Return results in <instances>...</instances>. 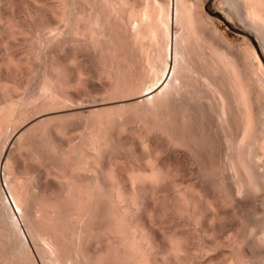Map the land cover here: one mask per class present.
<instances>
[{
    "label": "rangeland",
    "instance_id": "obj_1",
    "mask_svg": "<svg viewBox=\"0 0 264 264\" xmlns=\"http://www.w3.org/2000/svg\"><path fill=\"white\" fill-rule=\"evenodd\" d=\"M49 1L50 0H48V2ZM163 1L167 3V1L169 2L170 0H162L161 2L164 3ZM214 1L215 0H207L204 4L205 11L203 12V15H204V18H209V19H206V20L204 19L207 22L204 23L203 21V24L202 25L200 24L201 31L203 34V37L200 40L196 38L197 40L194 41L195 39L192 38L189 41L188 40L189 37L186 40L185 38L182 37L185 34L183 33L185 30L188 31L187 29H189V34H190V32L194 31L195 29L193 27L192 30L190 31L189 24L187 27L186 26L184 27V25L182 24H184L186 20L181 21L182 19L181 20L179 19V23H177L178 25L173 24L172 26L173 30H176L177 36H178L177 47L181 53L180 57L176 61L174 79L172 80L173 82L171 81L170 83L171 88L169 87L168 90L164 92L165 94L163 93L159 97H157L155 99L156 101L152 100L151 102L149 101L148 103L145 100L143 101L142 99H135L131 97L137 96V94H139L141 90L147 91V88H149V86H152L154 83L159 82L160 81L159 77L161 78V75H162L161 70L163 69L165 63L166 62L169 63L170 61L169 52L165 54L162 48L164 44L163 39L162 40L160 39L162 34H159V33L157 34L159 37L158 40L153 36L155 38L156 43L154 42V38H151L152 37L151 34L150 35L145 34L146 36L143 35L144 36L142 38L143 45L142 43L139 44L141 41L136 43L137 41H135L134 38L132 40V37H134V35L132 36L131 35L132 31L131 30L129 31L130 25L129 26L127 25L128 27H126V23L128 22H125L127 20L125 19V17H123V15L121 17V14H120V15H117V18H115L116 20L114 18L108 19V23L106 22V24L105 22L103 24V22L101 21L103 27L100 26V28L98 27V29H96V27H93V31H91L95 34L94 35L95 38L93 37L94 39L93 41L89 34L90 31L89 32L87 31L89 35L87 34V32H85L86 30H90V28H86L84 26H89V25H84V24L82 25L83 21L80 22L81 20H86L85 18L86 16H85L83 17V19L79 18V23L77 21L74 22V20L77 17L75 19H72L73 21L72 24L75 23L73 25L75 26L74 27L75 29L73 28L72 25H71L72 30H70L69 28L71 26L69 27L64 26V28L67 29V31L63 33L65 36L64 35L62 36V34L60 33L61 35L59 36L60 38L57 37L58 39H55V40L52 39V43L50 42L49 45H46L48 44L46 43L47 35H49L52 32L49 29H47V27L50 26V24L53 27H56L58 25V20H56L54 16H52L46 10H37L34 4L30 2V0H26V1L24 0H7V1L0 0V22H1V19L3 21L4 20L6 21V23H4L3 25H2L3 21L0 24L1 26L0 31L2 32V33L0 32V37L5 35V37H2L1 39L3 40L7 39L8 37L7 34H9V32L11 34L13 30L11 34L12 36L11 37L9 36L10 39L6 40L5 43H4L5 40L3 41L0 39L1 40L0 42L3 41V43L0 44V66L2 65H3L2 67L6 66L4 64L5 63L4 59L5 60L7 59V54L8 56L10 55V57L12 58L13 57L17 58L19 56L20 57L19 60L25 59L24 61H20L21 63L18 64V66L20 65L19 68H17L18 66L16 67L14 66L15 69H13L14 67L10 65L11 66L10 67L11 70H10L9 67H6L8 68L6 69V71L10 70V72L9 71L5 72L4 68H2L4 70L0 69L1 70L0 73L4 72L3 74L2 73L0 74V85L4 89L3 90L2 88H0V106L5 107L6 105L4 104L14 105L15 103H10L13 99H14L13 101L15 100L19 101L18 105L15 104L16 106L15 105L13 106L15 107L14 109L17 108L16 111L14 110L16 113L12 111L13 113L12 114L10 113L11 115L8 116V119H9L7 120L8 123L6 121L2 126L3 128H1L2 132L4 133H1L3 135L0 134V159H1L0 166H1L3 158L5 159L7 157L8 167H9L8 170L6 171L7 172L6 175L8 174L7 178L10 179V181L12 180L15 181L16 179L20 181L22 183L24 192L26 191L25 193L27 195L24 193L26 195L25 196L26 200H25L24 208H23V210L24 209L25 210L22 212V216H20L22 217L20 218L21 226L20 224H18V227L20 226L21 229H24L26 236L27 237L29 236L28 237L29 240L31 238L33 239V240H30V244L28 246L29 252L28 251L25 252L23 248L24 246H22V244L20 243L21 239L17 233L18 229H16L15 224H13L12 211H9L6 209L7 202H6V199H4L5 196H4V190H3L4 189L3 187H5V183L3 181L4 178L2 177V168H0V264L2 263L3 264H22V263L24 264H27V263L28 264H47L48 263V262L46 263L47 260L45 259H46V256L48 257L51 252L49 254H46V256H44L45 253L43 252L44 251L43 249H45L47 245L43 246L44 247L43 248L42 247L43 243L41 242L43 240L36 239L34 236V233L38 232L37 230H39V226L37 224L38 223L37 209L39 208L38 205L41 204L40 202H43V201L50 202L49 199H51L52 201L56 199L55 201H58V204L60 203V207H61L59 208L61 212V218H59L58 221H56L57 219L53 221L57 223L55 224L56 226L55 230L54 231L52 230V233H54L53 234L54 242L56 241L58 244V247L61 248V251H60L61 254L64 256V255L71 253L70 255L73 258H75V262L77 261L78 264H86V263L92 264L93 262L95 264V260L97 259V256H99V254H101L103 250L102 249L103 246L102 248L100 246L104 245L103 244L104 238L106 237V234H107V232H105V229L107 231L106 225L108 223L106 221L107 219H105L104 217H105V213L108 207V204H107L108 198H106L108 197V193H107L108 190L106 189H108L109 181L106 177V170L109 169L108 168L109 165L110 166L114 165L113 163L117 164L119 160H120L119 161L120 165L121 163H123L124 165L125 164H127L128 166L130 165V167L132 168L134 166L135 167L137 166L136 168L139 167L140 170L142 168V171L146 170L147 168L146 160H147L148 153L150 152V148H151L149 144L152 146V144L154 143V142L152 143V141L157 140L156 141L157 149L155 148V155L157 152V157L159 159V161L158 159L157 161L159 163L164 162L166 163L165 165H167V163L169 165H177L178 168H179V165H181L182 168H183L182 165H184V168H187V169L191 168L187 170L188 171L187 174H189V171H192L191 173L193 177L192 176L189 177L192 180H194L195 178L194 173L196 174V176H199V179L203 177L204 179L206 178L208 180L209 178L217 177L216 174L215 176L214 174L211 175V172L215 171L214 173H216L223 168V166H221L223 164V159H222L223 157L222 153L224 150L223 147H225V140H223L224 138L223 132L225 131L224 133H227L228 128H226L227 130H225L224 129L225 127L223 126V130H224L223 131L222 128L219 126L220 123L221 124L223 123L220 122L218 124L217 121H215L216 115L213 116L214 115L213 112L215 114H217V112L213 110L214 108L212 106H214V104L213 105L211 104L212 103L211 100H213L212 99L213 96L214 98L216 97L218 99L217 94L215 95V91L214 90L212 91V88L211 90H209V88L212 86L208 88L209 85H204L206 83H203L202 80L204 79L202 77L201 78L202 80H201L199 78V75L208 76V78L212 80L210 82L215 81L219 83L220 85L215 83V85L219 87L222 84V82H220L221 79L219 78V76L223 78L221 73L224 72V70L221 71L220 69L218 70V68L222 66L224 69L225 66H223L224 64L223 63L219 65L218 68L216 69L217 65L221 63V62L220 63L217 62L218 61L217 58L220 60L222 55L226 56L228 53L229 59L234 60L235 64H236V61L240 63L242 58H247V59H244V60L242 59V60L246 61V64L250 65V63L251 64L255 63V61L252 60L254 59V57L253 58L251 57V55L253 56L252 53L255 49L260 55L264 63V50L260 42L258 41L257 36L254 33L244 29V27L241 24L242 22L238 19V17H236L234 14L230 12L225 14V12H223L221 9L215 6ZM233 1L237 4L238 8H241V7L243 8V1L241 0H233ZM51 2L53 1L51 0ZM54 2L56 3L57 1L54 0ZM54 2L52 4H54ZM55 5H57V3ZM194 14L195 13L193 12L190 15L194 16ZM5 18L9 19L10 21H7ZM99 18H101V16H99ZM122 18L125 20H123ZM195 18H196V15L194 19L192 20H195V22L194 21L193 22L196 24L198 21ZM87 19H88L87 21H89L88 17ZM187 19H189V17H187ZM101 20L103 19L101 18ZM198 20L201 21L200 19ZM218 20L223 21V23L226 24L227 27L223 26L222 24H219ZM87 21L85 22V24H87ZM239 21L241 23H239ZM8 22H10V24L12 25V28L5 26L7 25ZM193 22L191 21L190 25L196 26L195 24L193 25ZM198 25H199V22L197 24V28H198ZM77 26H78V30H77ZM5 27L7 28L5 29ZM14 27L16 28V30ZM183 27L187 29H184ZM61 28H63V26H61L59 29L61 30ZM73 29L75 30V32ZM159 29H157L156 31L157 32L161 31ZM198 29L200 30V28ZM40 30L41 31L44 30L45 32L41 40H39L38 38L39 36L38 32L40 33ZM129 32L131 36L129 35ZM195 32L196 31H194V33ZM22 34L23 35L26 34V35L23 36ZM37 34L38 36H36ZM195 34H197V37L201 35V33H199V36H198V33H195ZM14 35H15V38L13 37ZM71 35L75 39H73ZM190 37H192V35ZM194 37L196 36L194 35ZM144 38L145 40L143 41ZM243 38L245 39L249 38V41L251 40L250 42H252L253 47L250 48L249 45L246 44L247 42H244L245 40H243ZM69 39L71 40L73 39L76 41H73V40L70 41ZM182 39L184 40V42L182 41ZM150 40L151 42H149ZM70 42L71 43L76 42L75 46L78 45V42L80 43H79V46H77V48L73 47L72 49L70 46ZM74 43L72 45H74ZM139 45H142V48L145 49L146 51H144L143 49L141 50L140 49L141 47H139ZM214 45L218 48L219 47L222 48L223 49L222 51L226 52V54L221 53V55H219L220 54L219 50L218 48L214 49ZM41 48H43V52L46 50L47 53L46 55L44 54L45 56L43 55ZM70 49L76 52L74 54L77 56V61L79 65L81 64V67H82V68L80 67L83 72L82 80L81 82H79L80 84L78 83L77 85H74V86L70 85L73 82L74 77H75V74L72 71H69L66 75H62V76L53 75L51 76L52 78L50 77V79H52L50 82L48 78L46 79L45 76H43L44 75L43 63L46 62V59L44 58L48 56V61H49L53 57V56H50L51 54L54 55L55 57L56 56L63 57L65 55L67 56V54L71 51ZM213 49L216 51L218 50L217 54L219 56L217 54L213 55L214 54ZM250 49H253V51H251ZM29 50L31 52H29ZM29 54L33 56L30 57ZM74 54L73 56H75ZM41 55L44 56L43 59L41 58L42 57ZM228 57H225V59L227 58L226 60L227 62H229ZM249 58L251 59L250 63L247 62L250 60ZM231 60H230V63H233ZM26 61L29 63V65L32 63V61L33 63L30 66H28V63ZM226 61L224 60V62ZM243 63L244 62H242V64ZM16 64L17 63H15V65ZM242 64H240L241 66L238 65L239 69L241 70L243 68ZM104 67L107 69H105ZM109 68L111 70H108ZM103 69H105L106 72H104L105 70ZM101 70H103V73H107V74L111 72L110 75H112V77H110V75L101 73L100 72ZM258 71H259V74L257 76L259 79H260L259 76L262 75L261 80L258 79V81L260 83V86L263 88L262 91H264V82H262L264 73L261 72L260 70ZM227 72L228 70L222 74L226 73V76L228 74L229 75L231 74L230 71L228 73ZM105 75L111 78L110 81L108 80L109 77L107 78ZM165 76L166 74H164L163 79L165 78ZM228 77L229 76H227V78ZM43 78L46 81L43 82ZM112 78L115 81H117L116 82L117 84L115 83V81H112V84H110ZM208 78L206 79L208 80ZM224 78L226 79L225 76ZM219 79L220 81H217ZM45 82L46 84H48V82L50 83V85L48 84L45 86L46 88L43 87V85H45ZM62 83L63 85H61ZM52 84L54 85L53 88L50 87ZM65 84H66V87H68L67 85H69V87L68 88L62 87V86H65ZM114 84H116V88L114 87L115 89L111 87L112 85L115 86ZM136 85L139 86L138 87L139 89H136L135 91L132 90L134 91L133 95H132V91L131 93H130V90H128L129 92L127 91V88L128 89L136 88ZM47 86L48 88H50L49 91H48ZM221 88L224 89L225 87H223L222 85ZM53 89H56L58 92L56 93L57 96H55L54 99L53 97L55 95L54 93L56 90L53 91ZM50 90L54 92V93L52 92L54 95L51 94ZM225 90L227 89L225 88ZM229 90L227 92L225 91L226 96L230 94ZM210 91L214 93L213 96L211 95ZM232 97L229 96L227 98L231 99ZM56 99H57V102H55ZM217 99L215 100L217 101ZM231 100H228L229 101L228 104L234 105L232 104ZM235 102L236 101L234 100L233 103ZM261 102H262L261 105L264 108V95H262ZM216 104L217 105L215 106V109L218 106V101ZM235 105L237 104L235 103ZM235 105L228 109L235 110L236 107H238ZM8 107H9V110H12V106H8ZM105 114L107 115V117ZM233 116L235 117V119L232 116L229 117L230 122L232 123L231 125H233V127L230 126L229 121H228L229 126L227 125L228 127H231V128H235V126H237L236 124L239 123V121L236 118V116H238V113L236 115L233 114ZM10 117H12V119H10ZM97 118L98 119L100 118V121ZM86 120H87V123H86ZM236 120L238 123L236 122ZM97 130L99 132L98 134H96ZM92 132L93 134L97 135V137L100 139L99 141L96 140L98 142V144L96 145L97 146L96 149L99 148V145H101L99 148L100 151L99 152L97 151L98 152L97 156L99 157L98 159H94V160H98L95 162L96 167L98 166L99 168L97 169L98 175H99L97 185L98 186L100 185L101 187L100 188L96 186V188H100L101 190L102 189L103 190L100 191L97 189L100 192L99 194L101 196V199H100V196H98V191H96L97 195L94 192V197L91 194V196L93 197V201L91 199L89 202L90 205L88 204L89 205L88 206L89 209H87V211L89 210L88 211L89 213L87 212L88 219L85 217L86 218L85 221L86 220L87 221L85 222V225L83 224L81 225L82 227L80 226L82 228L81 229L79 226H77L79 228L72 227L70 223L69 224L67 223L68 221L65 222L63 214H64V211L66 210V204H64L66 203V199L63 197V194H62L63 186L59 185L57 179L59 178V176L63 175L68 169V167L73 165L74 162L75 164H77L80 161L83 162L82 160L88 161V159L92 158V157H87V155L81 156V154L83 153L87 154V152H81V151L79 152V149L81 150V148L79 147L83 145L82 144L83 141L81 140L82 136L84 134H86L84 136H90L92 135ZM139 132L141 134H139ZM134 133L138 134L137 136L139 137V139L138 137H135L136 139L132 137ZM81 134L83 135L81 136ZM95 135L93 136L97 139ZM93 136H91L90 138L94 140V138H92ZM14 139H16L15 143L13 142ZM139 140L140 141L142 140L141 144L144 142L145 147L144 145L140 144ZM96 141L94 140V142ZM179 142L182 145H180ZM146 144L148 146H146ZM97 156H95L94 158H97ZM125 167L127 166L125 165ZM224 169L225 168H223L222 170ZM190 175H187V176H190ZM179 177L182 178V175ZM179 177L177 178L179 179ZM189 178L187 177L188 180H191ZM224 178H226L225 181L227 180L225 184L228 185V188H232L235 185V178L230 173L225 174ZM180 180L181 179H179V181ZM81 181H83V184H91V186H93L94 184L93 181L86 176L82 177ZM88 181L90 182L88 183ZM2 184H3V187H2ZM88 187L90 186L88 185ZM93 187H91L90 189H92ZM261 191H260V194H261ZM101 192L103 193V196L101 195ZM241 192L243 193V191ZM246 192H250V191L248 190ZM254 192L255 191H251L250 193H254ZM166 193H169V191H167ZM260 194H258V191H257V193L255 192L254 195H251V194L250 195L251 196L256 195L257 197L261 198ZM250 195H247V197H245L246 196L245 195L244 198L242 197L243 198L242 201H244L245 198H249L248 196ZM241 196L243 195L241 194ZM96 197L98 198V200L99 199L100 200L98 201ZM252 198L253 197H251V199ZM246 201L248 202V200ZM247 202L244 201L243 203H245V208H246L244 212L247 210L248 212H245L243 215H244V219L246 220L249 219L248 221L246 220L245 221L250 222L252 219L250 215L252 211L251 209H253L252 208L253 204L251 203L252 205L251 204L246 205ZM260 202L258 203L260 204ZM91 207L93 208V210L90 209ZM248 208L250 209V211ZM168 210L172 212L168 213ZM176 212L177 211L170 208V209H167V213H166V215H169V216H166V215L163 216V214H161L162 215L161 219L163 218V220L161 221L162 224L160 225L163 226V229L165 228L166 231L168 229L171 230L176 227H177L176 230L178 232L180 230H184L185 227H183L182 229V224H183L182 222L183 220L181 219L182 216L179 217L180 214ZM53 222H52V225H53L52 229L54 227ZM74 228L76 231H74ZM76 228L78 229V231ZM33 230L34 231L36 230V231L33 232ZM172 231H175V230L173 229ZM195 233H197V231H193L194 236H195ZM193 234L191 232L190 235L193 236ZM196 237L194 238L192 237L194 239V242H195V239L196 241L201 240V239H198V237L200 238V236L196 235ZM249 237L250 236H248V239ZM248 239L246 240L247 242H245L246 246L245 244H242V246L244 245L245 247L247 248L249 247L251 249L248 250L247 248L243 247L242 250H248L250 252L251 257H252V254L254 253L253 256L255 259L256 255L258 254L257 250L259 249V246L262 247L261 245L262 243L261 244L259 243L260 242L259 239H257L256 242H254L255 238L253 240H251L252 237L251 239L249 240ZM203 240L204 239H202L201 241L204 243ZM202 242H199V243H202ZM254 243H256V246H258L257 247L258 249L256 248ZM257 243L259 244L257 245ZM40 244H41V247H40ZM57 244L55 245L56 248H57ZM63 249H64V252H63ZM253 249H254V252L253 251L251 252L250 250H253ZM255 250H256V253H255ZM20 251L24 255V257L23 255H21ZM41 252H43L44 255ZM60 252L58 253V251H56V253L51 254V256L52 255L59 256ZM25 253H29L30 255L31 254L32 255L29 257V254L26 255ZM74 254H77V255H74ZM41 255L42 257H44L43 261H41L42 260ZM251 257L250 259H253ZM253 260H251V264H257V260L256 259L255 261ZM258 262H259V259H258ZM258 264H260V262Z\"/></svg>",
    "mask_w": 264,
    "mask_h": 264
},
{
    "label": "bare ground",
    "instance_id": "obj_2",
    "mask_svg": "<svg viewBox=\"0 0 264 264\" xmlns=\"http://www.w3.org/2000/svg\"><path fill=\"white\" fill-rule=\"evenodd\" d=\"M24 1H26V0H24ZM52 1L54 2V0H52ZM56 1H57L56 2L57 5H55L56 4L55 2H54V4H52L53 2H51V0L49 2H48V0H30V2L32 4H34V6L36 7L37 10H46L52 16H54L56 20H58L59 27H58V25L56 27H53V26H51V24H50V26L47 27V29H49L52 32L49 35H47L46 43H48V44H46V45H49L50 42L52 43V39L53 40L58 39L57 37L61 36L60 33L63 36L64 35L63 33L65 31H67V29L64 28V26L69 27V26H71V25L73 26L75 24V23L72 24V22H73L72 19H75L77 17L74 20V22L77 21L79 23V18L83 19V17H85V16H86L85 17L86 20H81L80 22L83 21L82 25L83 24L89 25V26H84L86 28H90V30H86L85 32L90 31L89 34H90V37L93 41H94L93 37L95 35L93 32H91V31H93V27H96V29H98V27L100 28V26H102V22H103V24H104V22L106 24V22L108 23V19H110V18L115 19V18H117V15H120V14H121V17L123 15V17H125V19L127 20L125 22L129 23V24L126 23V27H128L130 25L129 31L130 30L132 31L133 34L131 33V35L132 36L134 35V37H132V40L134 38V40L137 41L136 43L141 41L139 44L142 43V45H143L142 38L144 36H146L145 34H147V35L151 34V36H152L151 38L155 37L157 40L159 38L157 34L158 33L162 34L161 38H160L161 40L163 39V41H164L162 48H163L165 54H167L169 52L170 61H169V63L166 62L164 67L162 66L163 67V69L161 70L162 75H161V78L159 77V80H160L159 82H156L152 86H149V88H147V91H142L141 90L143 88L142 87L140 89L141 91L139 90L140 93L137 94V96L131 97V98H135V99H142L143 101L145 100L148 103H149V101L151 102L152 100H155L157 97H159L165 91H167L168 88L170 87L171 81L174 79L176 61L180 57L181 53L177 47L178 36H177L176 30H173V27H172L173 24L176 25L177 23H179V19L180 20L182 19L181 21L186 20L185 23L183 22L184 24H182V25H184V27L185 26L187 27L189 24L190 31L194 27L195 28L194 31H196L195 33H198V36H199V33H201L202 36L200 35L201 37L200 36L197 37V34H195L194 31H191L189 34V29L183 27L184 29H187L188 31H186V30L184 31V29H183V31H184L183 33H185V34L182 37L185 38V40L189 37V39H188L189 41L192 38L195 39L194 41H196L197 40L196 38H198L200 40L203 37L202 31H201V25L203 24V21L205 23V22H207L205 20L209 19V18H204V15H203V12L205 11L204 4L207 0H170L169 2L167 1V3H165L163 1L165 4L161 2L162 0L161 1L160 0H56ZM241 1H243V8L242 7L238 8L237 4L233 0H215L214 4L217 8H219L223 12H225V14L230 12V13L234 14L236 17H238V19L242 22L241 23L239 21V23L242 24L244 29L254 33L257 36L258 41L260 42V44L264 50V0H241ZM193 12L195 13L194 16L190 15ZM195 15H196L195 19L199 22L198 28H200V30L197 28L198 22L195 24L194 23L195 20H192V19H194ZM99 16H101V18L103 20H101V18H99ZM183 16L186 18H184ZM205 16H206V14H205ZM87 17L89 18V21H87L88 20ZM187 17H189V19H187ZM197 17L202 22L199 21L197 19ZM125 19H123V20H125ZM6 20L10 21L9 19H6ZM190 20L192 22L194 21L193 25L195 24L196 26L190 25V23H191ZM2 21L3 20L1 19V22ZM86 21H87V24H85ZM1 22H0V24H1ZM113 22H114V20H113ZM218 22H219V24H222L223 26L227 27V25L224 24L223 21L218 20ZM4 23H6L5 20L3 21L2 25ZM5 26L12 28V25L10 24V22H8L7 25H5ZM61 26H63L64 29L61 28V30H60L59 28ZM72 26L69 27L70 30H72ZM74 27L75 26H73V28ZM6 28L7 27H5V29ZM9 28H8V30H9ZM157 29H159L161 31L158 30L159 32H157L156 31ZM15 30H16V28H15ZM77 30H78V26H77ZM42 31L40 30V33L38 32L39 36H38V34L36 35V36H38L39 40H41L42 36H44L45 32H44V30H42ZM61 31H63V32H61ZM12 32H13V30H12ZM12 32H11V34H12ZM74 32H75V30H74ZM88 32H87V34H88ZM192 33H194V34H192ZM11 34H10V32H9V34H7L8 37H7V39H4L5 41L3 39H1L2 37H5V35L4 36L1 35L2 37H0V39L3 40L5 43L6 40L10 39V37L12 36ZM24 35H26V34H24ZM129 35H130V32H129ZM129 35H127V36H129ZM191 35H192V37H190ZM194 35L196 37H194ZM13 37L15 38V35ZM71 37H72V35H71ZM145 38L143 39V41L145 40ZM155 38H154V42H155ZM245 38H246V36H245ZM245 38H243V40H245L244 42H247L246 44H248L250 48L253 47L252 42H250L251 40L249 41V38H247V39H245ZM73 39H75V38H73ZM69 40L72 41L71 39H69ZM3 41L0 42V44L3 43ZM73 41H76V40H73ZM135 41H133V42H135ZM182 41L184 42L183 39H182ZM191 41H193V40H191ZM149 42H151V40ZM183 42H181V43H183ZM73 43L70 42V46L72 49H73V47L77 48V46H79L80 42H78V45H76V46H75L76 42L74 43V45H72ZM142 45H139V47H141L140 48L141 50L143 49ZM84 46H85V44H84ZM47 47H49V46H47ZM215 47L216 46L214 45V49L218 48V47H216V48ZM37 48H38V46H37ZM41 49H42L43 55L44 54L46 55L47 52H46L45 48H44V50H45L44 52H43V48H41ZM214 49H213L214 54L212 53L213 55L217 54L218 50L220 53L219 55H221V53L226 54V52H223L222 51L223 49L220 47L218 48L217 51ZM143 50L146 51L145 49H143ZM186 50H187V48H186ZM250 50L253 51V49H250ZM215 51H216V53H215ZM29 52H31V51L29 50ZM72 53L74 54L76 52L71 50L67 54V56L65 55L63 57H57V56L55 57L54 55L51 54L50 56H53V57L49 61H48V56H46L47 58L46 57L44 58V59H46V62L43 63L44 75L43 74L42 75L45 76L46 79L48 78L51 82V80H52V79H50L51 76H53V75L62 76V75H66L69 71H72L75 74V77H74L73 82L70 85L71 86L77 85L82 80L83 72L81 69L82 68L81 64L79 65V63L77 61V56L75 54L74 55L76 57L73 56ZM186 53H188V52H186ZM250 53H252V52H250ZM252 54H253V56L251 55V57L252 58L254 57V59H252V60L255 61V63H254L255 66H254V64L250 63L251 57L249 58L250 60L247 61L248 63H250V65L246 64V61H243L244 59H247V58H242L243 60L241 59L240 63L238 61H236V59H235V61H236V64H235L234 60L229 59L228 53L226 56L222 55L221 58L219 57L220 60L217 58V60H218L217 62L218 63L221 62V63L217 65L216 69L218 68L219 65L224 63L223 66H225V68L223 69V67L221 66L222 68L220 67V68H218V70L219 69L221 71L224 70V72H226L228 70V72L230 71V73H231L230 75L229 74L227 75L230 77V78L228 77L229 79L227 78L226 73L225 74H222L224 72L221 73L223 78H221V76H219L221 81H220V79L217 80V81L222 82L221 86H219L220 88L217 85H215V83L218 85H220V84L215 82V81L210 82L212 80H210V78H208V76L199 75L200 79L203 77L204 80H202V79L201 80L203 81V83H206L204 85H209L208 88L210 86H212L209 88V90H211V88H212V91L213 90L215 91V95L217 94L218 99L216 97L214 98V96H213L214 93H212L210 91L211 95L213 96V98L211 97L213 99V100H211L212 103L211 102L210 103L212 105L214 104V106H212L214 108L213 110L217 112V114H215L213 112V114H214L213 116L216 115L215 116L216 119L214 117L215 121H217L218 124L220 122L223 123V124L220 123L221 125L219 124V126L222 128V130H223V126L225 127L224 128L225 130H227L226 128H228L227 133H224L225 131L223 130L224 131L223 132V134H224L223 140H225V147H223L224 148L223 153L221 152L223 154L222 155L223 157L220 156L223 159V164L221 166H223V168H225V169L222 170L223 169L222 168L219 171L217 170L218 172H216V173H214L215 171L211 172V175L214 174V176H215V174H216V176L218 178L217 177H213V178L207 177V178H209L207 180L206 178L204 179L203 177L200 176L201 178L199 179V176H196V174L193 172L195 175L194 176L195 178H194V180H192L191 178H189L192 176V173H191L192 171H189V174H187L188 173L187 170H189L191 168H188V169L184 168V165H182L183 166V168H182L181 165H179V164H178L179 165V168H178L177 165H169L168 163H167V165H165L166 163H164V162L159 163L158 162L159 159L157 157V152L155 155V148L157 147L156 138H155L156 141L151 140L152 143L154 142L152 144V146L149 144V146L151 148L149 147L150 152L148 153L147 160H146V163H147L146 164L147 165L146 170L142 171V168L140 170L139 167H138L139 169L136 168L137 166L136 167L134 166L132 168V167H130V165L128 166L127 164H125L127 166V167H125V165L123 163H121V165H120V163H119L120 160L119 161L117 160L119 164L113 163L114 165H111V166L109 165L110 167L108 166V168H109V169H107L108 171L105 169L106 170V177L109 181L108 189H106V190H108V192H107L108 197L105 196L106 198H108L107 199L108 200L107 201L108 207H107V211L105 213V217L103 216L105 219H107L106 221L108 223L106 225L107 231L105 229V232H107V234H106V237L104 238V243H103L104 245L100 246L101 248L103 246V248H102L103 250H102L101 254H99V256H97L96 260L94 259L95 264H101V263L104 264L106 262H107L106 264H249V263L251 264V260L254 259V256H253L254 253L252 254V257H251L250 252L248 251L251 248L245 247L246 246L245 242H247L246 240L248 239V236H250L249 239H251V237H252L251 240H253L255 238L254 242H256V240L259 239L260 240L259 243L260 244L262 243L261 245L263 248L259 246V249L261 248L260 250L257 248L258 246H256V243H254L256 248L259 250V251L257 250L258 254L256 255L257 258L255 257V259L257 260V264L259 262H260V264H264V217H263V215H264V128H263L264 127V108L261 105L262 104L261 98H262V95H264V91H262L263 88L260 86V83L258 81L259 78L257 76L259 74L258 70H260L261 72L264 73V63H263L260 55L258 54V52L255 49H254ZM24 55H26V54H24ZM31 56H33V55H30V57ZM44 56H42L41 58L43 59ZM218 56H216V57H218ZM8 57H10V55L8 56V54H7V59L6 60L4 59V62H5L4 64L6 66L5 67H2L3 65L0 66L1 67L0 69L1 70L5 69V72H7V71L10 72L11 66L16 67V66H18V64L21 63L20 61L25 60V59L19 60L20 59L19 56L17 58H15V57L8 58ZM225 57H228L229 62L226 61L227 58L225 59ZM232 59H234V58H232ZM224 60L226 62H224ZM230 60L233 63H230ZM242 62H244L243 63L244 65L242 64ZM9 63H11V64H9ZM15 63H17V64L15 65ZM32 63H33V61H32ZM183 64H184V62H183ZM240 64H242V66H243L242 70L239 69V66H241ZM30 65L28 63V66H30ZM19 66L17 68H19ZM6 67H9L10 70L6 71V69H8ZM15 67L13 69H15ZM2 68H4V69H2ZM105 69H107V68H105ZM105 69H103V70H105ZM225 69H226V71H225ZM103 70H101L100 72L103 73ZM108 70H111V69L109 68ZM257 71H258V73H257ZM104 72H106V70ZM103 74H107V73H103ZM110 74H111V72L107 75H110ZM164 74H166V76L163 79ZM107 75H105V76L107 77ZM224 76L226 77L227 80L224 78ZM261 76L262 75L259 76L260 77L259 80H261ZM110 77H112V75H110ZM110 77L108 78L109 81L111 79ZM205 77L208 78V80ZM216 79H218V78H216ZM262 79H263L262 82H264V74H263ZM44 81H46V80H44V78H43V82ZM112 81H115V80L112 78L110 84H112ZM116 82L117 81H115V83ZM48 84L50 85L49 82H48ZM48 84H46V82H45V85H43V87L46 88L45 86ZM116 84H114L115 86L112 85L111 87L116 88ZM212 84H214V85H212ZM226 84L230 88L227 87ZM61 85H63V83ZM222 85L227 90H225V88L222 89L221 88ZM67 86L69 87V85H67ZM50 87L53 88L54 85L52 84ZM62 87H66V84H65V86H62ZM68 87H66V88H68ZM138 87L139 86L136 85V88H129V89L127 88V91L130 90V93H131L132 90L135 91L136 89H139ZM0 88H2L1 85H0ZM47 88H48V86H47ZM66 88H65V90H66ZM49 89L50 88H48V91H49ZM54 90H56V89H53V91ZM222 90H224V91H222ZM228 90L230 91L229 92L230 94L228 96H226L225 94ZM45 91H47V90H45ZM53 91L50 90L52 95L55 94L54 97L52 96L54 99L55 96H57L56 93H58V92H57V90L55 91V93ZM134 91H132V95H133ZM66 92H67V90H66ZM137 92H138V90H137ZM48 94H49V92H48ZM51 94H50V96H51ZM46 96H47V94H46ZM229 96L230 97L233 96L231 98L232 100L230 98L229 99L227 98ZM233 98L236 101L235 103L237 105H235V103H233L234 102ZM215 99H217V101H218V106L216 107V109H215V106L217 105L216 104L217 101ZM13 100L10 103H15L16 105L19 104V101H16V100L13 101ZM228 100H231L232 104H234L235 106H238V107H236V109L238 108L239 110L238 109L236 110L235 107H234V109L236 111L232 110V109H228V108H231L232 106H234V105L228 104V102H229ZM55 102H57V99ZM4 105H6V106L5 107L0 106V134L4 133V132H2L1 128H3L2 127L3 124L7 120H9L8 116L13 113L12 111L17 110V108L14 109L15 107H13L14 105H12V104H10V105L4 104ZM8 106H12V110H9ZM70 106H72V105H70ZM261 106H262V108H261ZM10 109H11V107H10ZM233 111L238 113V116H236V118L239 121V123H238L236 120V122L238 124H236V122H235V124L237 125V126H235V128H231V127H233V125H231L232 123L230 122V118H229L230 116L234 117L233 114H235V115L237 114ZM106 117H107V115H106ZM10 119H12V117H10ZM234 119H235V117H234ZM98 120L100 121V118ZM218 120H219V122H218ZM228 121H229L231 127H228L229 126ZM7 123H8V121H7ZM86 123H87V120H86ZM98 133L99 132L97 130L96 134H98ZM134 134H136V135H134ZM134 134L132 135V137H134V139H136L135 137H138L137 136L138 134L137 133H134ZM139 134H141V133L139 132ZM1 135H3V134H1ZM82 135L83 134H81V136ZM84 135H86V134H84ZM87 135H88V133H87ZM93 135H95V134H93V132H92V135H90V136H84V137L82 136L83 139L81 138V140L83 141V143H82L83 145L80 144L82 147L79 145L80 146L79 148H81V150L79 149V152L80 151L81 152H87V154H84V153L81 154L80 153L81 156L87 155V157H92L91 159L93 161L91 159L86 158V159H88V161L82 160L83 162L80 161L77 164H75V162H74L73 165H71L72 164L71 163L70 164L71 166L68 167V169L66 168L67 170L63 175H61V176L58 175L59 176V178L57 177L58 179L55 178V179H57L59 185L63 186V188H62L63 193L62 194H63V197L66 199V203H64V204H66V210L64 211L63 217L65 219V222L68 221L67 223L68 224L70 223L72 227H77V226L80 227L83 224L85 225V222L87 221V220L85 221V219L86 218L88 219V213H89L88 212L89 210L87 211V209H89L88 206L90 205L89 204L90 200L92 199V201H93L94 192L96 194L97 193L96 191H98V190L102 191L103 190V189L102 190L100 189L101 188L100 185L99 186L97 185L98 179H99L97 169H99V168H98V166L96 167V165H95L96 164L95 162L98 160H94V159H98V157H99V156H97V153L100 151L99 148L101 145H99V148H97L98 150L96 149V147H97L96 145L98 144L97 141H99L100 139L97 137V135H95L97 137V139ZM91 136H93L92 138H94L95 141L97 140L96 141L97 143L94 142V140L90 138ZM17 138H18V136H17ZM16 139H14V141H13L14 143H15ZM138 139H139V137H138ZM102 142H103V140H102ZM141 142H142V140L140 141V144H141ZM141 145H144V147H145L144 142ZM180 145H182V144L180 143ZM146 146H148V145L146 144ZM95 156H97V158H94ZM157 159H158V161H157ZM144 164H145V162H144ZM131 165H133V164H131ZM187 167H189V166H187ZM0 168H2V177L4 178L3 181L5 183V187H3V184H2V187L4 188L3 189L4 190V196H5L4 199H6V202H7L6 209L9 211H12L13 224H15L16 229H18L17 233L21 239L20 243L22 244V246H24L23 248H24L25 252L26 251L29 252L28 246L30 244V240H33V239L31 238L29 240V238H28L29 236L27 237L25 232H24V229H21V227H20L21 226L20 218H22L20 216H22V212L25 210V209L23 210V208H24V203L26 200L25 196L27 195L25 193L26 191L24 192L22 183L20 181H18L17 179L15 181H13L12 180L13 178L11 179L12 181H10V179L7 178L8 174L6 175V173H7L6 171L9 168L7 157L5 159L3 158ZM134 168H136V169H134ZM229 173L232 176H234V178H235V185L232 188H228V185L225 184V182H227V180L225 181L226 178H224L225 174H229ZM181 175H182V178L179 177ZM185 175L186 176L190 175L187 177L191 180H188ZM84 176L90 178L93 181V183H94L93 186L95 188H96V186L100 187V188L95 189L93 186H91V184H83V181H81V178ZM177 177H179V179H181V180L179 181V179ZM209 180H211V181H209ZM89 182L90 181H88V183ZM88 185L90 187H88ZM91 187H93V188L90 189ZM245 189H246V191H248V190L250 192L255 191L256 193L258 191V194H260V191L262 190L263 192L261 191V194H260L261 198L257 197L256 196L257 194L255 196H251V195H254L255 192L254 193L246 192ZM92 191H93V193H92ZM167 191H169V193H166ZM241 191H243V193ZM99 193L100 192L98 191V196H100ZM240 193L243 196H241ZM248 193H250L251 195ZM91 194L93 197L91 196ZM101 195L103 196L102 192H101ZM247 195H250L251 197H253L251 199V197L248 196L250 199L249 198L244 199L245 202H247L246 200H248L246 205H248V204L250 205L251 203L253 204V206H252L253 209H251L252 211H251V215H250L252 219L250 222H246L249 219L248 220L244 219V215H243L245 212H248V210L244 212V210L246 208H245V203H243L244 201H242L244 196L247 197ZM100 199H101V196H100ZM55 200L52 201L51 199H49L50 202H48V201L44 202L43 201L44 203L40 202L41 204L38 205L39 208L37 209V212H38L37 213L38 214L37 215V218H38L37 224L39 226V230H37L38 232L34 233V236L36 239H39V240L42 239L45 243H47V244H45L43 241H41L43 243L42 247L47 245V247L45 249H43L44 251L41 250L45 253V255L43 254V252H41V253L44 256H46V254H49L51 252L48 257L46 256V259H45V260H47L46 263L48 262L49 264H78L77 261L75 262V258H73L70 255L71 253L63 256L60 252L61 248L58 247V244L56 241L54 242V238H53L54 233H52V230L53 231L55 230V227H56L55 224L57 222L55 223L53 221H55V219H57L56 221H58V219L61 218V212L59 210V208H61L60 203L58 204V201H55ZM97 200H98V198H97ZM98 201H96V202H98ZM260 201L262 202V204ZM56 202L59 205V207L56 204ZM258 202H260V204ZM99 206H100V204H99ZM92 207L90 209L93 210ZM170 208L177 211L178 214H180L179 217L182 216L181 219L183 220L182 222L184 224V225L182 224V229H183V227H185V228H184V230H180L181 232L180 231L178 232L176 230L177 227L176 228L172 227L175 231H172L173 229H171V230L168 229L166 231V229L164 228L165 229L164 230L163 226L160 225V224H162L161 221L163 220V218L161 219V217H162L161 214H163V216L166 215L167 209H170ZM249 208H250V206H249ZM249 211H250V209H249ZM169 212H172V211L168 210V213ZM166 216H169V215H166ZM166 216H165V218H166ZM23 217H24V215H23ZM89 217H90V215H89ZM52 222L54 224L53 229H52V226H53ZM67 223H65V224H67ZM18 224H20L19 227H18ZM191 224L193 227L191 226ZM15 227H13V228H15ZM79 227H77V228H79ZM190 229H191V231H190ZM35 231L33 230V232H35ZM74 231H76L75 228H74ZM77 231H78V229H77ZM193 231H197L198 234L195 233V236H194ZM80 232H82V231H80ZM188 232L190 234L192 232L193 236H191ZM17 233H15V234H17ZM196 235L200 236V238L198 237V239H201V240L204 239L203 240L204 243L201 240L200 241L198 240L199 242H202L203 244L196 241V239H197ZM192 237L193 238L196 237L195 242H194V239ZM245 238H246V240H245ZM192 239H193V241H192ZM259 243H257V245ZM56 244H57V248L55 246ZM242 244H245V246L244 245L242 246ZM98 246H99V244H98ZM40 247H41V244H40ZM96 247H97V245H96ZM243 247L247 248L248 250H242ZM251 247H253V246H251ZM23 248H21V249H23ZM58 248H59V250H58ZM56 251H58V253L60 252L59 256L58 255H55V256L52 255L53 256L52 257L51 254L56 253ZM250 251L254 252V249L250 250ZM63 252H64V249H63ZM20 253H21V251H20ZM255 253H256V250H255ZM25 254L28 255L29 253H25ZM21 255H23V254L21 253ZM31 255L29 254V257ZM74 255H77V254H74ZM23 257H24V255H23ZM41 257H42V255H41ZM250 257L253 259H250ZM28 259H30V258H28ZM76 259H78V258H76ZM255 259L253 261H255ZM258 259H259V262H258ZM43 260H44V257H42L41 261H43ZM249 260H250V262H249ZM88 263H90V262H88ZM22 264H24V263H22ZM92 264H94V262Z\"/></svg>",
    "mask_w": 264,
    "mask_h": 264
}]
</instances>
